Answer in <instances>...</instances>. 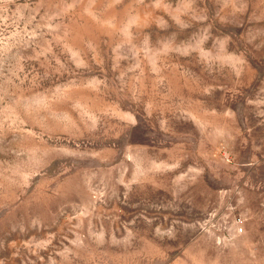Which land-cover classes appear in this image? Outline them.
Returning a JSON list of instances; mask_svg holds the SVG:
<instances>
[{"label": "rangeland", "instance_id": "rangeland-1", "mask_svg": "<svg viewBox=\"0 0 264 264\" xmlns=\"http://www.w3.org/2000/svg\"><path fill=\"white\" fill-rule=\"evenodd\" d=\"M0 264H264V0H0Z\"/></svg>", "mask_w": 264, "mask_h": 264}, {"label": "built area", "instance_id": "built-area-1", "mask_svg": "<svg viewBox=\"0 0 264 264\" xmlns=\"http://www.w3.org/2000/svg\"><path fill=\"white\" fill-rule=\"evenodd\" d=\"M239 230H242V226L241 225H239Z\"/></svg>", "mask_w": 264, "mask_h": 264}]
</instances>
